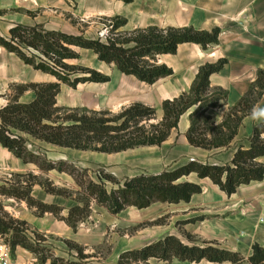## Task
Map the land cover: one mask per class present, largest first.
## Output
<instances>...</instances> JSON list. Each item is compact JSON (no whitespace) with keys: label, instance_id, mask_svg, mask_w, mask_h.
Returning <instances> with one entry per match:
<instances>
[{"label":"trees","instance_id":"obj_1","mask_svg":"<svg viewBox=\"0 0 264 264\" xmlns=\"http://www.w3.org/2000/svg\"><path fill=\"white\" fill-rule=\"evenodd\" d=\"M122 1L129 4L134 0ZM126 24L125 20H114L107 41L49 31L41 25H18L10 30L7 38L0 36L1 47L15 54L27 66L56 79V82L28 83L14 88L17 93L13 100L0 111V144L26 164H36L41 170H56L73 176L78 186L84 190L85 197L73 198L68 190L57 188L51 182H33L37 178L32 175L27 180L24 176H18L17 185L2 188L0 193L26 202L38 218L48 214L54 216L65 222L74 233L79 231L81 225L90 222L93 214L92 200L106 206L111 214L119 215L128 208L146 210L158 203H189L195 195L203 192L200 185L185 180L192 174L200 179H210L228 196L235 194L242 186L264 179V165L256 162L264 157V126L261 125L255 127L250 148H239L232 165L217 166L192 161L174 170L137 176L123 183L105 173H102L100 183L86 182L78 178V170L67 171L62 163L41 165L39 156L28 150L29 140L20 134L60 148L118 154L141 147L162 145L171 132L178 128L181 117L195 107L197 110L191 115V127L187 135L190 144L205 150L228 146L252 107L264 95V70H261L257 81L230 110L224 122L214 127L207 112L228 102V93L222 89L213 91L210 84V78L221 72L227 64V60L223 59L200 67L188 93L174 100H166L163 103V120L157 124H150L156 118V110L140 103L123 109L117 115H112L108 110L98 112L86 108L59 107L57 97L62 85L75 89L80 84L110 81L108 76L96 70L67 64V61L80 58L77 50H90L97 55L99 61L115 65L121 73L134 76L140 82L154 85L159 80L174 75L171 68L159 63V56L176 55L180 45L188 43L207 50L219 42L221 34L220 29L201 32L193 28L157 27L120 32ZM77 74L83 76L72 79ZM27 91H33L36 100L30 104H21L20 98ZM208 133H214L211 140ZM106 181L117 187L108 191ZM36 184L49 194L72 199L76 204L66 209L43 203L32 196ZM65 211L67 215L63 214ZM184 235L192 245L184 244L176 236H167L142 249L123 252L118 264H150L154 259L165 264H171L174 260L220 264L246 262L245 257L238 252L222 249L214 242L200 241L191 234ZM0 236L11 247L14 257L17 249L22 248L34 256L35 264H98L95 261L96 255L88 253L87 247L74 241H64L70 251L69 259L58 256L51 243L52 236L11 216L3 205H0ZM249 262L264 264V248L254 245Z\"/></svg>","mask_w":264,"mask_h":264},{"label":"crops","instance_id":"obj_2","mask_svg":"<svg viewBox=\"0 0 264 264\" xmlns=\"http://www.w3.org/2000/svg\"><path fill=\"white\" fill-rule=\"evenodd\" d=\"M116 19L125 20L127 23L120 32L157 27L193 28L201 32L220 29L221 34L219 42L207 50L188 43L180 45L176 55L159 56V63L171 68L174 75L161 79L154 85L140 82L134 76L121 73L115 65L100 61V68L97 71L108 76L110 81L82 84L77 89L78 97H73L71 91L75 92L74 90L62 85L61 93L57 98L59 107L89 108L98 112L108 110L115 113L140 103L154 108L156 116L162 121L163 103L188 93L200 67L224 59L227 60L224 69L210 78L213 91L222 89L228 93L226 105L212 108L207 112L215 127L224 122L230 110L257 81L259 71L264 70V0H134L129 4L122 0H0V36L4 38H7L10 30L18 25L27 27L41 25L49 31L87 37L86 35L95 30L100 31L104 21ZM78 52L81 56L82 52L92 51L78 50ZM50 82H56V79L27 66L15 54L9 53L0 46V111L13 100L17 93L14 89L16 86ZM35 100L36 94L27 91L21 96L20 103L30 104ZM257 104L264 106V95L255 105ZM196 110L197 107L181 117L178 128L171 132L168 140L162 145L137 148L155 149L144 152V156L146 160L163 166L158 171L143 175L174 170L192 161L217 166L232 165L239 148H250V139L258 124L249 119V116L243 120L237 135L228 146L212 150L192 146L187 135L191 127V115ZM20 135L27 138L34 148L44 145L52 150L54 153L53 156L48 157L49 163L50 160L78 163L77 161L97 159V163H104L105 166L113 168L120 165L113 156L128 152L109 155L65 149L37 141L24 134ZM213 135L214 133H209L208 138L211 140ZM102 158H104L103 162ZM256 162L264 165V157L257 159ZM122 165L126 166L124 163ZM168 165L172 167L168 168ZM47 172L44 173L36 164L24 163L0 144V189L17 185L18 176H24L25 179L31 175L38 179L39 176H44L56 186L68 189L75 184L67 173L56 170ZM185 180L200 185L203 192L195 195L189 203L166 204L180 207L181 213L172 218L170 225H158L152 231H148L149 237L146 240L132 236L129 232L120 237V240L115 242L117 246L112 254L111 264H118L119 256L125 251L142 249L171 235L178 237L186 245H192L184 234H191L200 241L214 242L222 249L238 252L245 257L244 264H250L249 259L253 255L254 245L258 244L264 248V179L240 187L232 196L224 193L210 179H200L196 174L190 175ZM32 196L46 204H56L60 207H71L72 204L70 199L49 194L38 184L34 185ZM0 204L4 207L26 208L27 211L23 213L14 210V217L28 222L41 233L62 240L64 244V241L69 240L83 245L88 248L90 254H94L90 250L103 243L104 227L102 226L100 231L86 234L84 230H79L74 233L65 222L57 220L52 215L48 214L45 218L36 217L24 201L0 193ZM194 220L195 222H190ZM120 223L128 228L135 226L136 222L130 216ZM118 227L119 225L115 226ZM180 227H182L181 231H179ZM57 243L56 246L53 244L56 254L59 253ZM15 254L16 264L36 262L34 256L22 248H18ZM95 261L104 264L98 258H95ZM149 263L165 264L155 259ZM171 264L220 263L208 261L189 263L174 260Z\"/></svg>","mask_w":264,"mask_h":264},{"label":"rangeland","instance_id":"obj_3","mask_svg":"<svg viewBox=\"0 0 264 264\" xmlns=\"http://www.w3.org/2000/svg\"><path fill=\"white\" fill-rule=\"evenodd\" d=\"M109 21L111 20H106L104 21L102 24V28L100 31H93L91 32L89 35H86L88 39H99V34L102 31V29L108 25ZM114 22V21H112ZM107 41V40H105ZM78 51V50H77ZM69 65H73L76 67H82V68H89L92 70H98L100 68V61L97 57L96 54H94V52H82L80 58L78 60H70L66 62ZM78 76H83L80 74L74 75L72 77V79L77 78ZM82 85V84H80ZM79 85V86H80ZM67 86V85H65ZM78 86V87H79ZM69 87V86H68ZM78 87L77 88H71L70 89L74 90L75 92L71 91L73 93V97H76L78 94ZM77 93V94H76ZM78 97V96H77ZM58 98V97H57ZM89 109V108H86ZM92 110V109H89ZM94 111V110H92ZM121 111L119 112H115L112 113V115H117L119 114ZM160 120L159 118L156 116V118L154 120H152L150 122L151 123H159ZM209 134V133H208ZM31 145V144H29ZM31 152H35L37 154H35L36 156H39V160L41 165H48V157L53 156L52 154L54 152H52V150L50 151L49 148H46L44 145L39 146L40 148H34L33 145H31ZM29 150V149H28ZM29 150V151H30ZM155 149H136V150H132V151H128L124 154H121L120 156H113V159L117 160L120 165L115 166L113 168L107 167L104 165V163L100 164L97 163L98 160H85V161H77L78 163H74V162H57L54 160H50V163H62L64 168L67 171H72L73 169H76L80 172V174H78V178L82 179L83 181L89 182V181H94L96 183H100V177L102 176V173L104 174H111L113 175L116 179H118L120 182H125L127 179H130L132 177H137L139 175H143L144 173H150V172H155L160 170L163 166H160V164L158 163H152L150 160H146L145 156H144V152H150ZM104 158H102V162ZM97 161V162H96ZM79 163H81L79 165ZM122 163H124L123 166ZM172 167V165H168V168ZM45 169V168H43ZM44 173H48L47 171L43 170ZM68 174V173H67ZM82 174L83 178H82ZM69 175V174H68ZM72 179V181H74V185H72V187L70 189L63 187V186H56L55 184H52L60 189H66L68 190L72 195L73 198H83L85 197V192L84 190H82V188H80V186H78L75 178L71 175H69ZM57 177V176H56ZM29 178H25V180H27ZM32 180V179H30ZM33 182H49L50 181L45 178L44 176H39V179L37 178V180H33ZM106 188L108 189V191H111L114 187H117V185L112 184L111 182L106 181ZM67 199V198H66ZM72 201L71 207L74 206L76 203L75 201H73L72 199H70ZM44 203V202H43ZM3 205V204H0ZM28 205V204H27ZM52 205H56V204H52ZM58 206V205H57ZM71 207H63L66 209H69ZM91 207L93 208V214L91 217V220L88 224H83L81 225L79 230H84V233H90V232H95V231H100L99 229H101V226L104 227L103 231V235H102V239H103V243L102 245L95 247L94 250H90L91 253H94L97 258L101 261V263L104 264H111V260H112V254L115 252L116 246L117 244L115 243L116 241L120 240V237H123L126 233L129 232L130 235L132 236H138L140 239L142 240H146L149 236V232L148 231H152L153 228L157 227L158 225H170V221H172V218L175 215H178L180 212V207H172L166 204H155L154 206H152L149 209L146 210H138L136 208H128L127 210H125L124 213H122L120 216L117 215H113L111 214L108 209L106 208V206L100 205L97 203V201L92 200L91 202ZM7 208H12L7 209ZM29 208V206H28ZM6 212H8L11 216H15L14 210L17 212H26V208L23 209L22 207H5ZM32 210L30 209V212ZM64 215H67V211H65L63 213ZM131 216V219L133 221H135V226H130V227H126L125 224L122 225V223H120L121 220L124 219H129V217ZM46 217V216H45ZM43 217V218H45ZM54 217V216H53ZM55 218V217H54ZM118 226V228H115V226ZM179 226V224H177ZM35 228V227H33ZM115 228V231H114ZM182 230V227H180L179 231ZM57 239H51V243L54 244L56 246V242L57 243V247H59L57 250H59L57 253L59 256L64 257L66 259L70 258V252L68 250V247L66 244L63 243L62 240H57ZM53 241V242H52Z\"/></svg>","mask_w":264,"mask_h":264},{"label":"built area","instance_id":"obj_4","mask_svg":"<svg viewBox=\"0 0 264 264\" xmlns=\"http://www.w3.org/2000/svg\"><path fill=\"white\" fill-rule=\"evenodd\" d=\"M112 21H109L108 25L105 26L99 34V39L105 41L109 38L111 29H112ZM32 147L28 145V149L30 150ZM34 154H37L34 152ZM0 264H16L14 260V256L12 254L11 247L5 242V240L0 236Z\"/></svg>","mask_w":264,"mask_h":264},{"label":"clouds","instance_id":"obj_5","mask_svg":"<svg viewBox=\"0 0 264 264\" xmlns=\"http://www.w3.org/2000/svg\"><path fill=\"white\" fill-rule=\"evenodd\" d=\"M249 119L256 122L258 125L264 126V106L259 104L254 105L249 113ZM264 136V134H262Z\"/></svg>","mask_w":264,"mask_h":264}]
</instances>
